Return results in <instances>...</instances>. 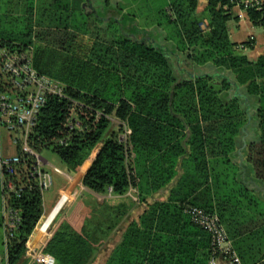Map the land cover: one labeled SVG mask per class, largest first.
<instances>
[{
  "label": "trees",
  "instance_id": "1",
  "mask_svg": "<svg viewBox=\"0 0 264 264\" xmlns=\"http://www.w3.org/2000/svg\"><path fill=\"white\" fill-rule=\"evenodd\" d=\"M234 4L207 0L200 13L198 0H167L157 7V26L146 29L132 17L102 20L59 2L38 16L39 39L32 16L0 17L2 46L23 50L36 37L34 66L65 86L66 98L47 95L31 146L53 151L73 175L103 142L82 184L115 195L135 188V203L147 204L105 264H209L211 236L192 222L190 205L218 213L229 234L239 235L242 264H264V224L237 225L246 209L264 217L254 195L255 183L264 184V53L251 59L240 47L253 48L254 40L230 38ZM247 17L264 28V8H249ZM111 116L121 122L116 129ZM124 124L131 128L126 141ZM16 154L22 160L14 173L0 164V264L21 259L44 216V191L31 174L35 158L19 147ZM9 179L15 190L6 187ZM169 185L167 199L149 202ZM4 204L20 215L12 235ZM93 240L85 225L63 221L43 251L56 264H91Z\"/></svg>",
  "mask_w": 264,
  "mask_h": 264
},
{
  "label": "crops",
  "instance_id": "2",
  "mask_svg": "<svg viewBox=\"0 0 264 264\" xmlns=\"http://www.w3.org/2000/svg\"><path fill=\"white\" fill-rule=\"evenodd\" d=\"M33 1H34V6L30 9V6L27 4L28 0H0V10L4 8V12L8 13V15L21 16V17L25 16V18L27 19H29V16H32L31 22L36 26L38 22V16H41V15L46 16V13L44 12V8L53 7L54 5H56V3L57 5H59V2L67 3L71 10L73 9L81 10L87 16L93 15L94 17H98V18L100 16L97 15L95 8L103 9L105 11L103 15L104 19L106 18L105 17L106 15L111 14L113 8H116V11H118V8L120 6V0H33ZM152 1H153V4L151 7V13L147 18H145L144 16H141L142 17L141 18L140 15L138 14L129 13V15H131V17L135 19V22L137 25L144 27L146 29H151L157 26L156 24L157 22L156 19L158 17L157 7H159L160 3L164 4L165 2H167V0H152ZM206 4H207V0H198V12L201 13L203 9L205 8ZM126 5L128 6V4ZM126 5H124L125 8H127ZM122 10L124 13H126V11L123 8ZM235 19H236L235 25H233V27L231 26L229 27L230 38H231V34H234V31H235L234 27L236 28L237 26L238 28L239 26L242 25V23L253 25L252 22L248 19V17L243 18V19L238 17V19L237 18ZM29 21L30 20H28V22ZM254 37L255 35L251 33L247 35V38L239 40V41L236 40L234 42L241 43L248 39L254 40L255 39ZM85 40L86 42H89L90 39L85 38ZM33 41L34 43L29 44L26 48H31L32 61L34 65L35 47H36V41H37L36 37L33 38ZM240 48L244 49L248 47L241 46ZM249 49L251 50L255 49V43H254V47L249 48ZM259 55L260 54H257L255 59ZM251 59H254V58H251ZM36 70L38 71L37 68ZM6 131L8 132V130ZM256 134H257L256 130L253 131V133L247 134L246 136H244L246 138L245 140L246 141L251 140V138L255 137ZM8 135L15 148V150L11 154V155H14L17 152V147L13 143L10 133ZM102 144L103 142H100L96 146V148L93 150L90 157L84 162L80 170L73 175L74 177L73 176L71 177L68 174L66 175L65 173L62 174L64 175V177L60 175H55V178L54 176L52 177V185L50 186L48 190L47 200L45 203L43 201L46 213L44 212V216L42 217L40 224H38V227H36V231L30 238V240L27 242L26 251L24 252L21 259L16 264H35L33 262L34 254L43 247V245L50 238L52 233L55 231V229L58 227V225L61 222L67 221L77 230H81L84 227V225L86 226V222H87L86 220L88 219V216H90V210H87L86 206H88V203H84L82 198H80L79 196L76 198L75 196L73 197V195L75 194V191L78 188L77 185H75L74 181L78 183L80 182L81 187H82L81 189L87 190V187L82 184V178L85 172L87 171V169L89 168L92 160L94 159L96 153L98 152ZM2 157H7V155H3L0 151V159ZM43 158H44L43 160L44 164L51 165V163H49L47 158L45 157ZM65 176L69 178V182L67 183V185H65L63 181L64 178L66 179ZM255 184H256V187H255L256 192L254 193V195L256 199L259 200L260 206L258 208H260L259 209L260 212L264 213V184H262L261 182H256ZM171 185H173V183ZM171 185L164 188L159 193L154 194V196L150 197L149 202H152L155 199H160V200L167 199V197L169 196V189L171 188ZM132 192L131 190L127 192V194H130L132 196V200H133L132 204L130 201L125 200L126 196L115 195L111 193V195L108 194V196L111 197L110 202H107V204L105 205V202L107 199L105 194H102L96 191H94L93 193L91 191H86V194L88 195L93 194V196H95L94 199L98 201V204H95V208H94L95 211H100L98 209H102L103 207L107 208L108 205L113 206L114 212H116L115 216H117V219H118L116 224L113 223L114 225H111L109 227L112 230L107 235V238H105V240L100 244L98 252L96 253L94 260L91 262V264H105L112 250L120 242L122 234L127 228L128 224L131 221L138 219L141 213L145 210L147 204L143 202L135 203V201H137L135 197L137 198V196L136 194L132 195L131 194ZM63 193H66V194H63ZM97 207H102V208L96 209ZM93 223L99 224L98 217L94 218ZM238 223L239 224L237 225L242 226V228H246V227L252 228L255 225L259 226V225L264 224V217L259 215V211H257L256 213L254 212L252 208L246 209L244 216L241 219H239ZM237 225L234 224L233 229H238ZM227 233L229 237L232 239L233 245H234L235 240L239 239V235L237 237H232L228 231ZM1 257L2 256H0V259ZM1 264H5V261L4 263L2 262Z\"/></svg>",
  "mask_w": 264,
  "mask_h": 264
},
{
  "label": "built area",
  "instance_id": "3",
  "mask_svg": "<svg viewBox=\"0 0 264 264\" xmlns=\"http://www.w3.org/2000/svg\"><path fill=\"white\" fill-rule=\"evenodd\" d=\"M233 1L234 11L241 19L247 17L249 8L258 10L264 8V0ZM50 93L62 98L67 96L63 83L36 70L32 61L31 48L11 50L2 46L0 40V128L8 130L17 149L19 147L21 151L35 158L31 174L38 178V185L42 191L52 185V175L42 168L44 158L35 151L29 141L40 111ZM74 104L79 105L80 103L74 101ZM124 130L127 135L131 133V128L126 124H124ZM120 139L123 138L120 137ZM20 160H22L20 156L14 154L2 157L0 164L5 165L6 171L12 174L15 172V165ZM6 187L9 190H15L11 179L7 181ZM130 190L136 191L135 188ZM20 191L21 189H18L16 193ZM109 192L111 193V188ZM185 211L192 222L202 227L211 236L209 264H242L218 213L192 205L187 206ZM4 214L6 216L5 229L9 235H12L20 222V215L18 211L8 208L5 204ZM33 262L35 264H56V259L50 253L43 251L42 247L34 254Z\"/></svg>",
  "mask_w": 264,
  "mask_h": 264
},
{
  "label": "rangeland",
  "instance_id": "4",
  "mask_svg": "<svg viewBox=\"0 0 264 264\" xmlns=\"http://www.w3.org/2000/svg\"><path fill=\"white\" fill-rule=\"evenodd\" d=\"M126 4H128V6ZM152 4H153L152 0H150V2H149V0H120V6L118 8V11H116V8H113L111 14H108L105 17H106V19L107 18H115L118 20H123L122 19L123 16H126V18L131 17V15H129V13H132V14L140 15V17L144 16L145 18H147L151 13ZM124 5H126L127 8H125ZM122 8L126 11V13L123 12ZM95 10L97 12V15L100 16L99 18H101L103 20L104 19L103 15H104L105 11L103 9H99V8H95ZM2 16H4V8H2V10H0V17H2ZM11 18H13L12 20H14L15 16L14 17L12 16ZM126 18H125V22H128L127 21L128 19H126ZM235 20H236L235 17H232V19L229 20V22H228L229 27L230 26L233 27V25H235V23H236ZM97 23L98 24H96V25H100V26L105 25L104 23L99 22V20H97ZM16 26H17L16 24H14L12 26L11 30L13 32L17 30ZM37 26H39V25H36V26L33 25V28H34L33 29V31H34L33 35L36 36L37 39H39V37L37 35H39L42 32L44 27L43 26L37 27ZM234 29H235L234 34H231V39L233 41H236V40L239 41V40L245 39V38H247V35L251 34V33H253L255 35V37H254L255 38L254 39L255 40L254 41L255 49L251 50L249 48H244V49L241 48V51L243 53H246L251 58L255 59L257 54H261L264 52V28L262 26L249 25L247 23H242L241 26H239L238 28L236 26V28L234 27ZM69 31H71V29H69ZM62 32H64V31H62ZM72 34L80 36L79 32H76V33L73 32V33H70L69 35H72ZM111 120H112V128L116 129V128H118L119 125H121V122L117 118H115L114 116H111ZM8 134L9 133L4 128L0 129V151L3 155H7V156L11 155L13 153V151L15 150L14 145L12 144ZM119 135H120V137L123 138L122 140L127 139V136H126L127 134H126L125 130L120 131ZM11 138L13 140L12 136H11ZM35 151L39 155H41L42 157L47 158L49 163H51V165L50 164H44V163L42 165V168L44 170H47L48 172H50L51 175H52V172L60 173L61 175L63 173H65L66 175L68 174L71 177L74 175V174L71 175L67 171H65V168L63 167V163L61 162V160L58 158V156L53 151H51L49 149H43L41 151L35 150ZM62 176L64 177V175H62ZM66 179H67L66 181L69 182V178L66 177ZM74 183H75V185H77L78 188L75 191V194L74 195L72 194L73 197L75 196V198H76L79 196L80 198H82L84 203H88V206H86V207H87V210H90V216H88V219L86 220L87 222H86V226H85V231L87 234H89L91 239L95 238V240L92 241V246H93L92 252L94 255H96V253L98 252L100 244L105 240V238H107V235L112 230L109 227L111 225L116 224V222L118 221L117 216H115L116 212H114L113 206H110V205H108L107 208L106 207H103V208L97 207L96 208V209L102 208V209H98L102 212L95 211L94 210L95 204H98V201L96 199H94L95 196H93V194H91V195L86 194V191H91L92 193L94 191L89 189V188H87V190H83V189H81L82 187H81L80 182L78 183V182L74 181ZM48 190H49V188L47 190H44V193H43L44 203L47 200ZM108 192L102 193V194H105V196L107 197L105 205L107 204V202H110V199H111V197L108 196V194L111 195V193L110 192L108 193ZM63 194H66V193H63ZM131 194L135 195L136 193L132 192ZM124 196H126L125 200L130 201L131 204L133 203L132 196L130 194L126 193V194H124ZM95 200H96V202H95ZM44 210H45V208H44ZM43 212L46 213V210ZM95 217H98V222L100 225L103 224L102 226H100L99 224L93 223V220ZM1 241L2 240H1V228H0V246H1Z\"/></svg>",
  "mask_w": 264,
  "mask_h": 264
}]
</instances>
